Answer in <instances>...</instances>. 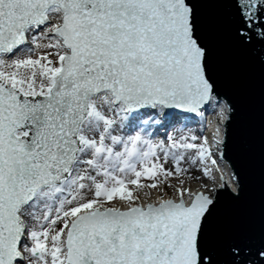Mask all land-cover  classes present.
I'll use <instances>...</instances> for the list:
<instances>
[{"label": "snow or ice", "instance_id": "snow-or-ice-1", "mask_svg": "<svg viewBox=\"0 0 264 264\" xmlns=\"http://www.w3.org/2000/svg\"><path fill=\"white\" fill-rule=\"evenodd\" d=\"M0 264H264V0H0Z\"/></svg>", "mask_w": 264, "mask_h": 264}, {"label": "bare ground", "instance_id": "bare-ground-1", "mask_svg": "<svg viewBox=\"0 0 264 264\" xmlns=\"http://www.w3.org/2000/svg\"><path fill=\"white\" fill-rule=\"evenodd\" d=\"M205 115H206V121H205L206 124L215 121V116H214V114H212L211 112L206 113ZM195 125H197V124L188 123L187 125H185V124L182 123V122H178V123L175 125V127H176V128H185V129H186V128L196 129ZM197 127H199V125H197ZM162 131H163V130H162ZM167 131L171 132V131H173V129L169 128V129H167ZM210 131H211V128H210V127H206V128H205V134L209 133ZM161 134H162V133H161Z\"/></svg>", "mask_w": 264, "mask_h": 264}, {"label": "water", "instance_id": "water-1", "mask_svg": "<svg viewBox=\"0 0 264 264\" xmlns=\"http://www.w3.org/2000/svg\"><path fill=\"white\" fill-rule=\"evenodd\" d=\"M233 132H234V135H236V136H239L240 135L241 126H240V123L239 122H237L236 124H234V126H233Z\"/></svg>", "mask_w": 264, "mask_h": 264}, {"label": "rangeland", "instance_id": "rangeland-1", "mask_svg": "<svg viewBox=\"0 0 264 264\" xmlns=\"http://www.w3.org/2000/svg\"><path fill=\"white\" fill-rule=\"evenodd\" d=\"M195 127L198 128L197 125H195Z\"/></svg>", "mask_w": 264, "mask_h": 264}]
</instances>
